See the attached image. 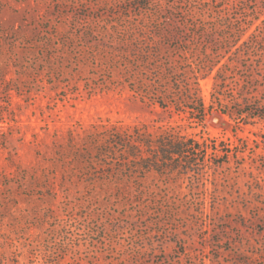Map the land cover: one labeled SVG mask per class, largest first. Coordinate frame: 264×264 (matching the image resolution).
<instances>
[{"label": "rangeland", "instance_id": "1", "mask_svg": "<svg viewBox=\"0 0 264 264\" xmlns=\"http://www.w3.org/2000/svg\"><path fill=\"white\" fill-rule=\"evenodd\" d=\"M0 264H264V0H0Z\"/></svg>", "mask_w": 264, "mask_h": 264}, {"label": "trees", "instance_id": "2", "mask_svg": "<svg viewBox=\"0 0 264 264\" xmlns=\"http://www.w3.org/2000/svg\"><path fill=\"white\" fill-rule=\"evenodd\" d=\"M203 119H201V121H202ZM169 146H170V143H169ZM163 152H165V153H167V150H164Z\"/></svg>", "mask_w": 264, "mask_h": 264}]
</instances>
